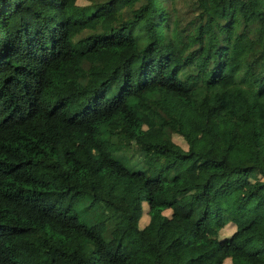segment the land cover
Here are the masks:
<instances>
[{
	"label": "trees",
	"instance_id": "trees-1",
	"mask_svg": "<svg viewBox=\"0 0 264 264\" xmlns=\"http://www.w3.org/2000/svg\"><path fill=\"white\" fill-rule=\"evenodd\" d=\"M225 261L264 264V0H0V264Z\"/></svg>",
	"mask_w": 264,
	"mask_h": 264
},
{
	"label": "rangeland",
	"instance_id": "rangeland-1",
	"mask_svg": "<svg viewBox=\"0 0 264 264\" xmlns=\"http://www.w3.org/2000/svg\"><path fill=\"white\" fill-rule=\"evenodd\" d=\"M76 2H77L78 4H82V3L85 2V0H76ZM240 46H241V44H240ZM173 141H174L175 143L182 144L181 140H180L179 138H177V137H173ZM141 223H142V220L139 221L140 226H141ZM227 227H228V226H226V227L223 228V229H224V230L222 231V234H223V235H226V233L228 232ZM224 264H228V262L225 261Z\"/></svg>",
	"mask_w": 264,
	"mask_h": 264
}]
</instances>
